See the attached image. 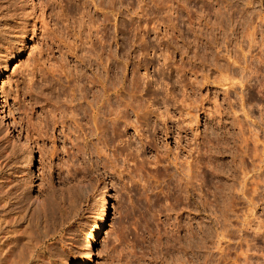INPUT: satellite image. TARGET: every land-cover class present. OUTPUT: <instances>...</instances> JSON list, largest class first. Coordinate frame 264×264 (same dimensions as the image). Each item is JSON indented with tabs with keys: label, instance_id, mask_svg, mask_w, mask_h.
Returning <instances> with one entry per match:
<instances>
[{
	"label": "rangeland",
	"instance_id": "1",
	"mask_svg": "<svg viewBox=\"0 0 264 264\" xmlns=\"http://www.w3.org/2000/svg\"><path fill=\"white\" fill-rule=\"evenodd\" d=\"M41 2L0 0V234L7 243L0 264H76L104 209L87 264H264V99L249 95L245 81L254 66L264 72V0L91 5L105 42L92 37L87 62L65 60L74 72L115 83L112 108L132 101L127 123L118 120L121 136H83L95 127L86 122L91 112L69 120L67 89L40 75L62 59L55 47L46 53ZM68 5L80 8L78 0ZM51 12L45 6L52 28ZM39 48L46 60L34 74L25 67ZM138 103L151 104L147 120L137 119ZM189 165L192 184L182 172ZM256 182L254 208L248 189ZM256 217L263 223L257 234Z\"/></svg>",
	"mask_w": 264,
	"mask_h": 264
},
{
	"label": "bare ground",
	"instance_id": "2",
	"mask_svg": "<svg viewBox=\"0 0 264 264\" xmlns=\"http://www.w3.org/2000/svg\"><path fill=\"white\" fill-rule=\"evenodd\" d=\"M72 1V0H42V2L40 3V13L42 15V17L39 19L41 20V24H40V34L42 36L43 39H45V43L48 44L49 42V45H46V53L47 51L50 52V54L53 53L54 51V47L57 49V51L60 53V58L62 57L61 61L57 60V62H51L49 61L50 65L49 67H45V72H42L40 75L42 77H44V74H48L50 75L52 78H54L61 86H63L64 88H66L65 90L67 91L66 95H67V99L65 100V102H67L68 104L66 105H69L68 107L70 108V110L68 109L69 111V116H68V119L73 121L74 123L77 122V115L79 113H82L83 114V118L85 117V115H87V113L90 114L91 112V115L89 117H85L86 118V122H89L92 121L91 123L94 124V129L91 128V125L90 127L88 128L91 132H86V131H81V134L83 136H89L92 134H96V133H93V131L100 133L98 134L99 136H119V130H117L118 127L120 126H117L118 125V120H123L125 123H127V116L128 114L126 113V110L127 108H129L130 106H132V101L129 99L128 101H126V103L124 104V108H126L125 110L124 109H117V107L115 108H112L110 106V98L108 97V92L112 89L114 90L116 87L115 83L113 84L112 83H109L108 84V79L106 80L105 78H103L100 74H96V75H92V76H89V74H87L86 72H82L79 70H76V72H74L73 70L75 69H71L70 66L68 65V60L67 58L70 57V58H74V59H77L80 64L81 62H87L85 61L86 59L85 58H89L91 55H90V52L92 53V51H94L95 47H94V43L92 40V37L96 38L97 39V42H101L102 40L104 41L105 40V36L104 35L105 33L102 32V34H100V36L98 35V33L100 32L99 31V26L101 25V22H99L100 20H98L97 18L93 17V14L90 12V8H91V5L96 9H103L102 7L104 6L102 0H78L79 1V5L77 7L80 6L79 9L75 8V9H70L68 6L69 2ZM77 1V0H75ZM108 1V0H107ZM113 1V0H111ZM106 2V1H105ZM55 4L57 6L60 7V10L57 11V9L55 11H53V6L52 5ZM112 3V2H111ZM51 4V5H50ZM78 4V3H77ZM110 4V3H109ZM108 4V5H109ZM48 7L50 8V13L51 15L49 16L50 19L53 21V19L56 21L52 23L53 27H55V29L52 27L51 28V24L45 20V16H44V8ZM107 6V5H106ZM114 7V5L112 6ZM74 8V7H73ZM105 8V7H104ZM111 8V7H110ZM119 8V6L116 8V10ZM112 9H115V8H112ZM93 12V11H92ZM120 14V10L118 9L115 14ZM263 14V12H262ZM52 15L54 16V18L52 17ZM78 17H77V16ZM120 16V15H119ZM259 16V15H258ZM261 17V16H260ZM71 19L72 20V23H68V19ZM106 18V17H104ZM259 18V17H258ZM263 18V16L261 17ZM260 18V19H261ZM50 20V21H51ZM58 21H62V27H58L56 25V23H59ZM119 21V20H118ZM264 21V19L262 20ZM17 25H18V22H15ZM261 23V22H260ZM99 27V28H98ZM87 29V31H83L84 29ZM11 30V28L9 29ZM104 33V34H103ZM254 33V32H253ZM249 35H254L252 34V32L249 33ZM69 38H72L71 40ZM254 39V37H253ZM252 39V42H254ZM24 40V35H21V41ZM79 42H78V41ZM77 41V42H76ZM105 42V41H104ZM79 43V44H78ZM103 43V42H102ZM263 44V43H262ZM88 46V47H87ZM41 48H39V54L37 57H33L32 59V63H31V67L30 66H26L25 68H28L29 72H32V73H36L37 71L41 72L42 71V65L45 64V60L44 59L42 61V53L44 52V50H40ZM57 52V53H58ZM102 52V51H101ZM49 54V55H50ZM102 55V53H100ZM100 54H98V58H101L102 56H100ZM63 55H65L63 57ZM49 57V56H48ZM55 57V56H54ZM67 57V58H66ZM92 57V56H91ZM57 58V57H56ZM55 58V59H56ZM64 58V59H63ZM41 59V60H40ZM66 59V60H65ZM102 59V58H101ZM70 60V59H69ZM234 60V59H233ZM263 60V59H261ZM41 61V62H40ZM52 61V60H51ZM102 61V60H101ZM101 61H100V65L101 64ZM29 62H31L29 60ZM76 62V61H75ZM99 62V61H98ZM237 63V62H236ZM30 64V63H29ZM79 64V63H78ZM28 65V64H27ZM75 65V64H74ZM73 65V66H74ZM88 65V64H87ZM91 65V63H90ZM89 65V66H90ZM97 65V64H96ZM104 66V65H103ZM102 66V67H103ZM30 67V68H29ZM76 67V66H75ZM106 67V66H104ZM255 67V66H254ZM252 67L251 68V73H250V76L251 77H247V74H246V77H245V81H247V86L246 88H248V93L249 95H251L252 93H256L259 98H263L264 99V72L261 73L260 70H258L259 68H254ZM74 68V67H73ZM249 69V67H247ZM98 69V68H97ZM103 71H104V68H102ZM109 69V68H108ZM245 69V68H244ZM4 70L5 69H1L0 70V78L2 77L3 73H4ZM81 70V69H80ZM106 72H107V69L105 68ZM98 72V71H97ZM38 73V72H37ZM109 73V72H108ZM107 74V73H106ZM222 74V73H221ZM219 74V76L221 75ZM100 75V76H99ZM224 76V79L229 76H226L225 77V74H222ZM221 75V77L223 78V76ZM30 76V75H29ZM46 77V76H45ZM106 77V76H105ZM208 77V76H207ZM28 78V77H27ZM32 78V77H31ZM108 78V76H107ZM206 78V77H205ZM30 79V78H29ZM203 79V78H202ZM207 79V78H206ZM229 79H232V77ZM113 80V79H112ZM228 80V79H227ZM240 81V80H239ZM244 81V80H242ZM29 82V81H28ZM111 82V81H110ZM57 83V84H58ZM58 84V85H59ZM134 85L136 84L135 82V79H134ZM246 84V83H245ZM115 85V86H114ZM121 85V84H120ZM96 87V88H94ZM98 87V88H97ZM136 87V86H134ZM57 88V87H56ZM94 88V89H93ZM120 88V87H119ZM45 89V88H44ZM46 90V89H45ZM63 90V89H62ZM116 91L118 89H115ZM114 90V91H115ZM136 90V89H135ZM137 91V90H136ZM44 92V91H42ZM64 93V92H63ZM134 93V92H133ZM247 93V94H248ZM253 95V94H252ZM65 96V95H64ZM130 96V95H129ZM131 97H134V96H130ZM254 97V96H253ZM136 98V97H134ZM0 99H1V95H0ZM84 101V103L82 104V102ZM64 102V100H63ZM100 102V103H99ZM151 105V104H150ZM150 105H145V104H140L138 103L136 105V109H134V112L136 113V117L137 119H140V118H144L145 120H147L145 117L150 113L153 114L152 112V109H150ZM67 108V107H66ZM65 109V108H64ZM67 110V109H66ZM128 111V110H127ZM60 116H62V114H65V112L62 113L59 112ZM188 113V112H187ZM66 114H68V112L66 111ZM113 116L111 117L110 115ZM192 114V113H191ZM196 114V113H195ZM30 115V114H29ZM158 116V115H157ZM156 116V118H158ZM161 116V114H160ZM159 116V117H160ZM189 116V115H188ZM193 116V115H192ZM194 116H197V115H194ZM67 117V116H66ZM149 117V116H148ZM166 117H167V113H166ZM169 117H171L169 115ZM186 117V116H185ZM191 117V116H190ZM189 117V118H190ZM60 118V117H59ZM88 118V119H87ZM90 118V119H89ZM192 118V117H191ZM160 119V118H159ZM59 120V119H57ZM162 120V119H161ZM185 120V119H184ZM193 120V119H191ZM190 121V123H192L193 121ZM55 121V120H54ZM61 121V120H60ZM64 121V120H62ZM142 121V120H141ZM187 121V120H186ZM240 121V120H239ZM238 121V123H239ZM101 125H100V123ZM129 122V121H128ZM242 121H240L241 123ZM63 123V122H62ZM80 123V122H79ZM99 123V124H98ZM121 123V122H120ZM123 123V122H122ZM143 123V122H142ZM189 123V122H188ZM85 124V123H84ZM87 124V123H86ZM79 125V124H77ZM120 125V124H119ZM127 124H125L126 126ZM264 125V123H263ZM76 126V125H75ZM85 126V125H84ZM131 126V125H130ZM135 126V125H134ZM137 126V125H136ZM191 126V125H190ZM9 125L7 126V129L9 130L10 128H8ZM80 127V126H79ZM78 127V128H79ZM87 127V126H86ZM128 127V126H127ZM77 128V127H76ZM264 128V127H263ZM83 129V127H82ZM137 129V128H136ZM81 130V129H80ZM254 130V129H253ZM104 131H108L109 133H105ZM119 133H118V132ZM257 132V131H256ZM263 134V133H262ZM17 135L20 136V134L17 132ZM80 135V134H79ZM251 135V134H250ZM120 136H121V133H120ZM257 136V135H256ZM100 139V138H99ZM98 139V140H99ZM263 143V142H262ZM102 146V145H101ZM23 148L26 149V154H25V157H24V166H25V169L27 170V172H30L32 173L34 167H35V162H34V155H33V151L31 149H29L27 143L23 145ZM101 150V148H100ZM104 150V149H103ZM105 153V152H104ZM260 161V160H259ZM263 161V160H262ZM261 163V162H260ZM264 163V162H263ZM104 164V163H103ZM259 165V164H258ZM177 166V165H176ZM191 165H189L187 168V172H186V169L185 171L183 170L182 172H185L184 174H186V179H187V183H191V180L192 179V175H193V178H194V172L192 173V167H190ZM256 166V164H255ZM185 168V167H184ZM259 168V167H258ZM242 172V171H241ZM248 173V170L247 172H243V174L245 175V179H246V175ZM183 175V173H182ZM243 175V176H244ZM183 176V179L185 178ZM182 177V176H181ZM249 177V176H248ZM261 177V176H260ZM244 178V177H243ZM242 178V179H243ZM181 179V178H180ZM186 179L183 180L186 182ZM259 181V180H258ZM242 186H243V182H244V179H243V182L240 181ZM246 182V180H245ZM186 183V185H187ZM193 183V181H192ZM191 183V184H192ZM260 183V182H259ZM255 185L251 188L248 189L250 191V194L252 193H256L258 190V185L257 182L254 183ZM262 184V183H261ZM189 185V184H188ZM252 185V184H251ZM241 185H239L240 187ZM246 187V185H245ZM244 187V188H245ZM186 188V187H185ZM243 188V187H242ZM241 189V188H240ZM239 189V190H240ZM243 191H247L246 189H242ZM240 190V191H242ZM247 191V192H249ZM260 192V191H259ZM246 193V192H245ZM244 194V193H243ZM251 194V198H249V203L250 205L254 204V208H255V202L257 201H253V196ZM257 194V193H256ZM248 196V197H249ZM2 199V198H1ZM22 202V201H21ZM20 202V203H21ZM19 203V202H17ZM33 203H37L36 200L33 201ZM258 203V202H257ZM20 207V206H19ZM250 207V206H249ZM252 207V206H251ZM250 207V208H251ZM249 209V208H248ZM253 209V208H251ZM251 211V210H250ZM253 212H251L252 214ZM255 218V217H254ZM106 219V210L104 209L103 211V214H102V217H101V221L100 223L95 227L94 231H93V236H92V240L90 241V243L88 244V249H87V252L85 253L84 257L82 260L76 262V264H87L89 263L90 261H92L94 255H95V250H94V246L98 240V232H99V229L100 227L103 225L104 221ZM257 219V217H256ZM258 220V219H257ZM257 222V221H256ZM246 223V222H245ZM258 225H256L255 228L256 230V234H257V230H260L261 226H263L259 220H258ZM256 223V224H257ZM246 224H250V223H246ZM245 224V225H246ZM255 225V224H253ZM249 226V225H248ZM1 227V226H0ZM264 227V226H263ZM3 229V227H1ZM0 228V229H1ZM262 230V229H261ZM2 232V231H0ZM259 234V233H258ZM4 238V239H3ZM3 239V240H2ZM5 236L4 234H0V244H2V246L6 243L5 241ZM7 244V243H6ZM0 246V247H2ZM5 247V246H4ZM10 249V248H9ZM5 250V249H4ZM1 254V253H0Z\"/></svg>",
	"mask_w": 264,
	"mask_h": 264
}]
</instances>
